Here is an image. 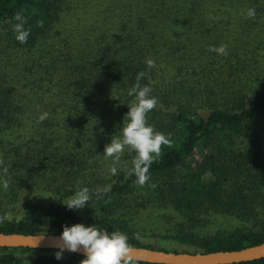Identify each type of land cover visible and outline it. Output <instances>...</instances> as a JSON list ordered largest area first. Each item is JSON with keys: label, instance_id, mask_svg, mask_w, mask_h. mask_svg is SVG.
<instances>
[{"label": "trees", "instance_id": "trees-1", "mask_svg": "<svg viewBox=\"0 0 264 264\" xmlns=\"http://www.w3.org/2000/svg\"><path fill=\"white\" fill-rule=\"evenodd\" d=\"M17 13L30 29L24 44ZM222 43L227 56L209 51ZM140 72L159 101L148 123L172 141L144 187L129 174L135 153L116 175L102 156ZM0 158L3 232L82 223L124 232L131 246L189 252L264 242V0H0ZM98 186L110 191L82 210L63 204ZM58 250L0 247V264L86 258L57 260Z\"/></svg>", "mask_w": 264, "mask_h": 264}, {"label": "clouds", "instance_id": "clouds-1", "mask_svg": "<svg viewBox=\"0 0 264 264\" xmlns=\"http://www.w3.org/2000/svg\"><path fill=\"white\" fill-rule=\"evenodd\" d=\"M246 15L249 18H254L255 8L248 9ZM15 20L17 21L14 28L15 39L24 44L30 35V29L24 27L27 21L22 14L17 13ZM209 51L227 56L228 45L222 43L219 47L210 46ZM146 64L149 69L157 67L154 59H146ZM145 76V72L137 74L136 84L128 92V95L134 96L135 100L128 107L129 111L124 117L121 134L112 136L111 142L105 145L102 155L106 161L109 159L112 161L113 166L110 167L109 172L111 175H116L125 151L135 153L129 174L136 177L135 184L139 187H144L150 181V167L161 157L163 147L172 146V141L166 134L156 130L153 125L148 123V114L157 107L159 101L156 96L151 94L152 88L149 85H141L140 81ZM47 118L48 113L45 112L39 117L38 122H43ZM7 174L8 167L0 158V175L7 177ZM2 186L5 191L8 190L9 181L3 179ZM109 191L110 186H98L94 190H90L88 187L79 188L63 204L69 210H82L88 206L94 196L100 199ZM2 219L0 218V220ZM136 238H139L138 234ZM55 246L59 249L55 252L57 260L62 259L63 253L68 251L81 252L86 257L80 261V264H135L130 255L129 237L118 230L109 232L101 230L97 226H85L82 223L72 226L65 225Z\"/></svg>", "mask_w": 264, "mask_h": 264}, {"label": "water", "instance_id": "water-1", "mask_svg": "<svg viewBox=\"0 0 264 264\" xmlns=\"http://www.w3.org/2000/svg\"><path fill=\"white\" fill-rule=\"evenodd\" d=\"M60 235L59 233L26 234L0 231V247L58 249L55 244ZM130 255L133 260L161 264H232L263 258L264 242L241 249L210 252L171 251L131 246Z\"/></svg>", "mask_w": 264, "mask_h": 264}]
</instances>
